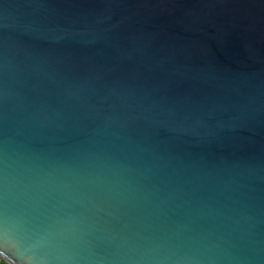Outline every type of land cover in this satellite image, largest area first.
Instances as JSON below:
<instances>
[{"label": "water", "instance_id": "water-1", "mask_svg": "<svg viewBox=\"0 0 264 264\" xmlns=\"http://www.w3.org/2000/svg\"><path fill=\"white\" fill-rule=\"evenodd\" d=\"M0 259L264 264V0H0Z\"/></svg>", "mask_w": 264, "mask_h": 264}, {"label": "trees", "instance_id": "trees-1", "mask_svg": "<svg viewBox=\"0 0 264 264\" xmlns=\"http://www.w3.org/2000/svg\"><path fill=\"white\" fill-rule=\"evenodd\" d=\"M0 264H6V263L0 259Z\"/></svg>", "mask_w": 264, "mask_h": 264}]
</instances>
